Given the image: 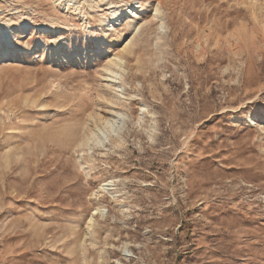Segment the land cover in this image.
I'll return each mask as SVG.
<instances>
[{
    "label": "rangeland",
    "instance_id": "1",
    "mask_svg": "<svg viewBox=\"0 0 264 264\" xmlns=\"http://www.w3.org/2000/svg\"><path fill=\"white\" fill-rule=\"evenodd\" d=\"M4 30L0 264H264V0H0Z\"/></svg>",
    "mask_w": 264,
    "mask_h": 264
},
{
    "label": "bare ground",
    "instance_id": "2",
    "mask_svg": "<svg viewBox=\"0 0 264 264\" xmlns=\"http://www.w3.org/2000/svg\"><path fill=\"white\" fill-rule=\"evenodd\" d=\"M133 13V12H132ZM212 35V34H211ZM6 39H7V33H6V31L4 30V31H2V33H1V35H0V42H6ZM0 46H2V44H0ZM205 49V48H204ZM204 53V52H203ZM122 59V58H121ZM117 60H119V62H120V59L118 58ZM116 61H114V63H115ZM119 62L117 61V63L119 64ZM114 63H112V64H114ZM121 63H122V61H121ZM120 63V64H121ZM112 64H110V65H112ZM119 64V65H120ZM122 66V65H121ZM112 68V67H111ZM118 68H120L119 66H118ZM122 68V67H121ZM114 70V69H113ZM111 73V72H110ZM246 79V78H245ZM245 84V83H244ZM242 86V85H241ZM244 86V85H243ZM248 94V93H247ZM115 114H116V112H115ZM108 117V116H107ZM88 119H91V127H89V129H88V131L87 132H85V134L83 135L84 136V138L82 139V141H81V143H80V146H82V147H84V146H87L89 149H91V145H90V143H96V145L97 144H99V143H102L103 144V139H107V138H109V137H111L112 135H116V136H118L117 134V130L116 129H114L117 125V121H116V118H115V116H113L112 118H110V119H104V118H100V117H94V116H90V118H88ZM104 124H105V126H104ZM119 126V125H118ZM109 129L111 130V132H109ZM117 133V134H116ZM113 136V137H114ZM118 138H120V137H118ZM117 138V139H118ZM114 139V138H113ZM113 139L111 140V141H113ZM116 139V138H115ZM120 141H121V139H120ZM118 142V141H117ZM81 148V147H80ZM109 183V182H108ZM108 186V184H104V186L103 187H107ZM91 224H92V222H91ZM89 236H90V234H88V239H89ZM95 237H96V235H94ZM94 236L92 237L93 239H94ZM97 238V237H96ZM95 238V239H96ZM93 239H91V240H93ZM94 239V240H95ZM98 240H99V238H98ZM97 239H96V241H98ZM100 241V240H99ZM98 241V242H99ZM84 244V243H83ZM94 245H96V243L94 244ZM82 247H83V245H81ZM97 246V245H96ZM86 247V246H85ZM85 250V249H84ZM88 249H86V251H87ZM84 264H85V262H84Z\"/></svg>",
    "mask_w": 264,
    "mask_h": 264
}]
</instances>
